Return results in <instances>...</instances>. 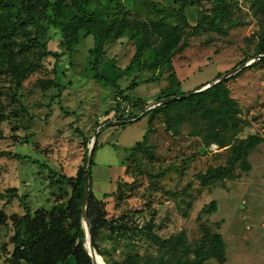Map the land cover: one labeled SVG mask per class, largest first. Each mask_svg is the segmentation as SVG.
Listing matches in <instances>:
<instances>
[{"label":"rangeland","instance_id":"1","mask_svg":"<svg viewBox=\"0 0 264 264\" xmlns=\"http://www.w3.org/2000/svg\"><path fill=\"white\" fill-rule=\"evenodd\" d=\"M141 1L125 0L133 11L144 15L148 9ZM229 1L232 23L224 24L226 30L205 29L190 38L187 48L174 56L171 68L145 71L138 77V73L126 74L136 47L126 38L110 42L100 59V70L109 79L117 78V87L94 77V59L89 54L92 36L82 38L69 53L62 33L54 27L43 40L60 54L58 62L46 57L42 67L22 81L0 64V264H9L14 257L15 216L28 209L34 215L68 204L72 189L61 177L75 176L81 166H87L86 148L89 153L101 123L122 120L116 109L117 88L127 99L121 106L128 109L126 113L142 114L170 86L172 71L181 82L177 90L187 94L220 73L256 60L251 57L264 40V15L256 10L255 0ZM161 2L179 6L176 0ZM214 3L201 0L199 11L187 10L189 21L195 24L198 12H211ZM226 80L241 109L240 117L250 122L240 136L264 135V60ZM133 101L148 105L143 110L131 105ZM129 120L108 123L96 138L90 192L97 199L94 215L102 212L110 222L97 237L99 246L119 261L133 254L159 256V244L146 235L147 230L143 232L145 227L162 239L184 236L192 247L209 227L222 233L227 258L204 264H264V142L249 156L252 170L238 169L240 179L203 186L199 175L210 166L224 164L228 150L206 146L203 138L191 135L190 123L174 135L162 112L133 123ZM146 133L147 148L132 156L131 147ZM89 202L90 196L91 225ZM82 223L86 248L87 219L82 218ZM102 259L100 264H105ZM71 264H76L73 258Z\"/></svg>","mask_w":264,"mask_h":264},{"label":"trees","instance_id":"2","mask_svg":"<svg viewBox=\"0 0 264 264\" xmlns=\"http://www.w3.org/2000/svg\"><path fill=\"white\" fill-rule=\"evenodd\" d=\"M176 1L179 6L172 7L161 0H142L141 4L148 9L143 15L133 11L125 0H0V64H4L15 78L22 81L28 73L42 67L46 57L52 56L58 62L60 54L49 49L43 40L48 29L54 27L62 33L65 49L69 53L80 45L82 38L93 37L94 44L89 54L94 59V77L106 85L117 87V78L109 79L101 73L100 59L106 46L121 38L132 41L136 47L134 57L126 66V74L138 73V77L145 71L171 68L174 56L187 48L190 38L205 29L224 32V24L232 23L233 13L229 0H215L212 11L198 12L197 22L192 24L186 12L189 9L199 11L201 0ZM255 6L264 15V0H255ZM261 54L264 55V40L251 58ZM251 58H246L242 64ZM263 60L264 56L257 61ZM222 75L220 73L214 80ZM169 78L171 84L163 89L158 101L186 94L177 90L181 82L175 71L169 74ZM117 93L118 118L134 119L131 121L133 123L155 112H162L167 129L174 135H180L182 125L190 123L193 128L191 135L203 138L206 146L214 144L219 149L228 150L224 164L210 166L199 175L203 186L240 179L242 173L238 169L243 172L252 170L249 156L264 142V135L240 136L243 128L250 126V122L240 117L241 109L231 95L226 79L205 91L158 105L142 117L141 114H127L128 109L121 107L127 101L119 95L123 94V90L117 88ZM131 105L144 110L148 103L133 101ZM147 142L146 133L142 140L131 147V155L147 148ZM97 148L96 142L94 155ZM86 149L88 155V147ZM87 173V166L83 165L75 176L61 177L62 182L72 189L68 204L56 205L50 212L36 211L34 215L28 209L24 215L15 216V252L9 264H71L72 258L76 264H94L85 248L86 231L82 223ZM96 200L91 191L89 217L93 244L105 264H204L210 259L226 261V241L222 233L212 231L209 227L204 228L202 237L193 247L184 236L162 239L145 227L143 232L147 230L146 235L159 244L162 254H133L119 261L108 255L97 242L99 233L109 227L110 222L102 212L94 215ZM211 209H216L215 202H212ZM112 228L115 226L112 225Z\"/></svg>","mask_w":264,"mask_h":264},{"label":"water","instance_id":"3","mask_svg":"<svg viewBox=\"0 0 264 264\" xmlns=\"http://www.w3.org/2000/svg\"><path fill=\"white\" fill-rule=\"evenodd\" d=\"M262 56H264V55L263 54L259 55L258 57H256V60L257 59H260ZM255 61H250V62L246 63L245 65H242V66H239V67L233 69L231 72H228V73L223 74L220 78H218V79H216V80L208 83L207 85L203 86L200 89L194 90V91L189 92V93L184 94V95L173 96V97L168 98V99H162L160 101L154 102V103L150 104L147 107V109L145 110V112L142 113L140 115V117H142L148 111H150L152 108H154V107H156L158 105L166 104V103H168L170 101L177 100V99H180V98H183V97H189V96H191L193 94H197L199 92L205 91L208 88L212 87L214 84H217L218 82H221L222 80L227 79L231 75L238 73L244 67L250 66ZM133 120L134 119H132L131 121H133ZM129 121L130 120H121V121L120 120H113V121H110V122L101 123L99 125V127L96 129L95 134H94V137H93L92 142H91L90 147H89L88 164H87L88 173H87L86 187H85V196H84V205H83V218L87 219V246H86V249H87L88 253L90 254V256H91L92 261H93L94 264H100V260L98 258V255L99 254H98V252L95 249V246L93 244V231H92L91 225H90V223L88 221V201H89V196H90L91 171H92L91 170V166H92L93 157H94V148H95L96 138H97V135H98V133L100 131L99 129L101 127L107 125L108 123L125 124L126 122H129ZM100 259H102L101 256H100Z\"/></svg>","mask_w":264,"mask_h":264},{"label":"bare ground","instance_id":"4","mask_svg":"<svg viewBox=\"0 0 264 264\" xmlns=\"http://www.w3.org/2000/svg\"><path fill=\"white\" fill-rule=\"evenodd\" d=\"M100 260V259H99Z\"/></svg>","mask_w":264,"mask_h":264}]
</instances>
